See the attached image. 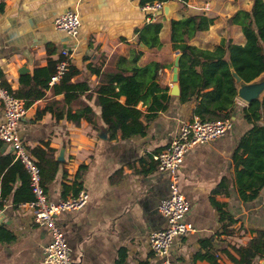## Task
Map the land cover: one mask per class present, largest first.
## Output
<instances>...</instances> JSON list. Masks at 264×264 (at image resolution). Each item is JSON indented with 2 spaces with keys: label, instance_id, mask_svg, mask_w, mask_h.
<instances>
[{
  "label": "crops",
  "instance_id": "1",
  "mask_svg": "<svg viewBox=\"0 0 264 264\" xmlns=\"http://www.w3.org/2000/svg\"><path fill=\"white\" fill-rule=\"evenodd\" d=\"M153 2L160 0H0V71L7 86L16 92L23 76L57 63L60 50L67 49L74 71L68 83L88 87L74 91L79 97L71 110L75 112L84 103L96 116V126L85 120L76 125L65 114L56 118L58 111L66 112L70 105L64 104L63 94L52 92L59 82H49L44 98L26 108L17 130L28 151L48 146L59 163L54 179L44 188L48 200L58 202L80 190L89 194L82 209L56 216L71 264H162L165 259L149 246L150 234L166 227L159 206L170 187V175L158 169L155 156L175 139L180 123L197 117L198 103L195 98L180 103L179 96L169 94L177 52L170 42V21L192 16L213 19L208 30L189 42L199 49L213 50L222 39L245 47L240 26L228 20L238 11H250L253 0H167L166 14L163 10L155 17L142 10ZM66 11L80 17L73 38L54 29L55 18ZM149 23L161 24L159 48L138 41V32ZM132 51L142 53L136 63L139 67L154 62L163 66L158 83L169 86L168 107L150 121L141 118L146 125L144 135L123 138L118 133L110 139L107 132L104 140L99 134L106 126L94 89L100 83V73L122 69L120 58L127 60ZM250 54L264 59V53ZM20 68L27 72L19 73ZM124 101V97L119 99ZM243 106L247 105L235 99L229 118L231 130L214 141L193 146L177 169L180 191L189 204L185 222L190 230L171 245L167 259L173 264H211L195 259L196 255L244 247L256 232L264 230V186L254 195L250 190L241 194L238 186L242 167L236 165L234 155L241 139L253 128L242 117ZM137 108L143 116L148 114L142 102ZM3 122L0 107V124ZM61 152L62 160H58ZM240 155L244 159L247 153ZM11 156L12 161H7ZM16 161L11 146L0 140V187L3 175ZM21 185L15 174L6 183L10 193L0 197V264H44L43 250L50 236L44 226L33 222L29 210L14 206V193ZM217 262L232 264L223 256Z\"/></svg>",
  "mask_w": 264,
  "mask_h": 264
},
{
  "label": "trees",
  "instance_id": "2",
  "mask_svg": "<svg viewBox=\"0 0 264 264\" xmlns=\"http://www.w3.org/2000/svg\"><path fill=\"white\" fill-rule=\"evenodd\" d=\"M167 0H160L165 2ZM214 20L203 16H192L180 20L170 21V42L172 49L180 55L178 84L180 94L178 100L185 103L192 98L197 100L194 115L203 121L230 118L235 107L236 84L232 77V70L238 77L248 83L264 73V59L253 57L250 52L264 53V3L262 0H253L250 11H238L229 20V24L238 25L246 39L245 47L234 45L222 39L213 50L199 49L189 44L197 33L206 31ZM161 29L159 23H149L138 32V41L149 48L160 47L158 34ZM141 52L130 53L128 59L120 58L122 69L112 73H100V83L94 89L97 95L96 104L101 108V117L108 130L110 139L118 133L121 137L129 138L142 136L146 132V125L141 121L153 119L159 112L168 107L170 96L169 86L161 82L158 71L163 68L159 63H150L145 67L137 66ZM127 62V65L125 64ZM56 62H50L46 67L34 70L33 75H26L20 79V88L13 92L3 80L0 71L2 86L7 88L16 97L21 98L29 107L35 100L45 96L50 79L55 71ZM74 71L69 69L58 84L53 86L54 95H64V104L69 109L56 113V118L66 119L78 125L81 120L96 126L94 111L84 103L80 109L72 112L71 104L75 103L78 95L74 91L82 92L88 89L86 84L70 85L68 83ZM125 98L124 103L119 99ZM142 102L147 106L148 114L144 115L137 108ZM237 108V107H236ZM51 110L50 107L47 108ZM245 121L252 123L253 128L241 139L234 159L242 170L238 174L240 193L257 194L264 186V98L261 101H252L248 106L240 108ZM262 121L261 126L258 123ZM29 154L36 160L40 171V181L45 188L55 177L59 163L53 155V150L37 147L29 149ZM241 153H247L246 158ZM13 156L7 161H12ZM6 161V162H7ZM2 166V165H0ZM3 170L0 168V173ZM18 174L22 181L21 188L14 193V206L29 202L33 196L29 188V177L19 161L3 175L0 187V197H6L11 189L7 182ZM206 243H202V248ZM228 258L232 264H264V230L256 232L244 247L229 246L215 252L207 250L203 255H196L195 259H202L211 264H219L218 257Z\"/></svg>",
  "mask_w": 264,
  "mask_h": 264
},
{
  "label": "built area",
  "instance_id": "3",
  "mask_svg": "<svg viewBox=\"0 0 264 264\" xmlns=\"http://www.w3.org/2000/svg\"><path fill=\"white\" fill-rule=\"evenodd\" d=\"M165 4V2H153L143 6L142 10L155 17L163 11ZM80 25V17L73 11H66L54 20V29L71 38L77 35ZM70 62L71 53L67 49H61L50 84L59 82L68 73ZM0 107L4 117V122L0 124V140L11 146L15 159L22 164L28 174L29 188L33 196L31 201L19 204L18 208L29 210L33 222L44 226L49 233L50 241L43 250L44 264H71L68 245L63 231L56 223V216L62 212L82 209L89 200V194L85 190H80L76 195L58 202L48 200L40 181V171L36 160L29 154L17 131L19 122L26 112V103L2 86L1 79ZM232 126L229 118L203 121L196 117L191 121H184L180 123L175 139L164 151L155 156L158 169L170 175L169 195L161 201L159 206V211L166 220V227L149 236L150 250L155 255L165 258L162 264H173L167 259L171 245L176 238L186 235L190 230L189 224L185 222L189 204L178 184L179 165L186 152L193 146L220 138L231 130ZM1 209L0 205V213Z\"/></svg>",
  "mask_w": 264,
  "mask_h": 264
},
{
  "label": "water",
  "instance_id": "4",
  "mask_svg": "<svg viewBox=\"0 0 264 264\" xmlns=\"http://www.w3.org/2000/svg\"><path fill=\"white\" fill-rule=\"evenodd\" d=\"M163 10L164 13L166 14L168 10L167 4H165ZM179 60H180V55L178 52H176V56L173 61L172 72L170 75L171 88L169 94L171 96H179L180 94V88L178 84ZM21 72L22 73L27 72L26 68H20L19 73ZM231 73L236 84L237 99H239L241 102L245 103L248 106L252 101H261L264 98V73L248 83L242 81L233 70ZM107 132H108L107 128H104L103 134L100 133L99 137L101 139L106 140ZM62 153L63 152L60 153L61 155L58 158V160H62Z\"/></svg>",
  "mask_w": 264,
  "mask_h": 264
}]
</instances>
